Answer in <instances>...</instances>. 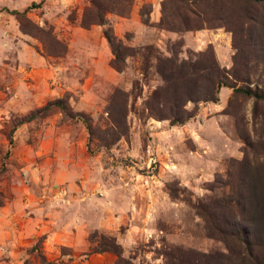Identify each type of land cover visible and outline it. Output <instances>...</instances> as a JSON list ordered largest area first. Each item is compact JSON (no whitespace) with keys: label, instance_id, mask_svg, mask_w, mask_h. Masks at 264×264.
I'll list each match as a JSON object with an SVG mask.
<instances>
[{"label":"rangeland","instance_id":"1","mask_svg":"<svg viewBox=\"0 0 264 264\" xmlns=\"http://www.w3.org/2000/svg\"><path fill=\"white\" fill-rule=\"evenodd\" d=\"M162 2L133 0L86 28L89 0H0V264H114L90 253L94 232L133 264H264V0H194L193 30L161 26ZM107 27L128 48L122 70ZM209 48L260 97L221 87L179 125L142 113L163 84L156 57ZM117 91L128 132L106 146ZM57 98L72 115L39 112Z\"/></svg>","mask_w":264,"mask_h":264},{"label":"trees","instance_id":"2","mask_svg":"<svg viewBox=\"0 0 264 264\" xmlns=\"http://www.w3.org/2000/svg\"><path fill=\"white\" fill-rule=\"evenodd\" d=\"M132 3L133 0H89L88 5L83 9L80 24L86 28L91 25H105L108 12L126 15L129 13ZM168 4L174 7L173 10L169 11L170 15L178 17L183 24L179 22L180 25H177L166 20L165 12ZM219 8L222 10L221 6ZM24 12L25 10L22 12L12 11L18 16H23ZM162 12L163 15L159 24L166 29L193 30L203 27L201 24H189L186 21L193 16H199L194 0H163ZM216 13L217 16L215 17L222 19V13L220 11ZM142 14H147V12L144 13L142 11ZM69 19L73 20L74 18L70 15ZM214 26L209 24L208 27ZM103 33L110 43L114 54L111 65L117 70H122L128 48L123 46L120 40L113 35L110 27H107ZM145 48L151 49L150 46ZM156 58L157 72L163 79V84L156 87L143 103L142 113L146 112L148 117L168 119L171 125L184 124L197 114L199 102H217L221 87H229L234 92H242L248 96L260 97L258 93L250 88L237 86V77L228 69L219 65L211 48L200 52L194 60L179 59L175 54ZM117 96H119V99L116 100L113 97L109 106L111 125L103 130L100 129L99 132L102 133L98 134V138L106 146L115 143L121 137L126 136L128 132L127 96L125 92L121 91H117ZM188 102L194 103L193 108L188 109L186 107ZM53 107L60 108L65 115H72L64 98H57L49 102L39 112L44 113ZM76 114L83 118L90 137L93 139L96 128L92 126L89 119L83 114ZM203 213L205 216L207 215L205 210ZM89 240L93 243L90 253L110 252L117 257L114 264H133L130 259L123 256V249L114 236L99 235L94 232L90 235ZM32 249H37L36 245ZM44 263L56 264L55 261H45Z\"/></svg>","mask_w":264,"mask_h":264},{"label":"built area","instance_id":"3","mask_svg":"<svg viewBox=\"0 0 264 264\" xmlns=\"http://www.w3.org/2000/svg\"><path fill=\"white\" fill-rule=\"evenodd\" d=\"M151 161L154 162L155 160L151 158Z\"/></svg>","mask_w":264,"mask_h":264},{"label":"crops","instance_id":"4","mask_svg":"<svg viewBox=\"0 0 264 264\" xmlns=\"http://www.w3.org/2000/svg\"><path fill=\"white\" fill-rule=\"evenodd\" d=\"M228 90H229V89H228ZM228 90H227V91H228Z\"/></svg>","mask_w":264,"mask_h":264}]
</instances>
